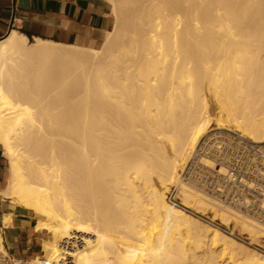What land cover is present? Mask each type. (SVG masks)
Segmentation results:
<instances>
[{
    "label": "bare ground",
    "instance_id": "6f19581e",
    "mask_svg": "<svg viewBox=\"0 0 264 264\" xmlns=\"http://www.w3.org/2000/svg\"><path fill=\"white\" fill-rule=\"evenodd\" d=\"M109 2L98 49L0 40V194L49 235L29 264H264L165 196L207 210L178 170L212 125L264 142V0Z\"/></svg>",
    "mask_w": 264,
    "mask_h": 264
},
{
    "label": "crops",
    "instance_id": "0c3cea01",
    "mask_svg": "<svg viewBox=\"0 0 264 264\" xmlns=\"http://www.w3.org/2000/svg\"><path fill=\"white\" fill-rule=\"evenodd\" d=\"M114 26L109 0H0V40L11 31L61 45L97 48ZM8 178V160L0 146V193ZM9 224H4V217ZM36 216L0 194V239L3 250L25 260L41 253L42 231Z\"/></svg>",
    "mask_w": 264,
    "mask_h": 264
},
{
    "label": "built area",
    "instance_id": "2783aa9c",
    "mask_svg": "<svg viewBox=\"0 0 264 264\" xmlns=\"http://www.w3.org/2000/svg\"><path fill=\"white\" fill-rule=\"evenodd\" d=\"M204 159H208L212 167L198 164ZM219 169L224 173L219 174ZM186 179L193 183L194 191L197 190L210 207L227 213L230 221L225 228L219 218H215L221 223L217 224L220 230L264 251V142L255 143L239 136L213 133L194 152ZM177 199L170 194L168 202L179 207ZM240 221L256 225L255 230L261 233L257 243L253 244L248 237L239 234L243 224ZM0 264L29 262L0 251Z\"/></svg>",
    "mask_w": 264,
    "mask_h": 264
},
{
    "label": "rangeland",
    "instance_id": "374dc122",
    "mask_svg": "<svg viewBox=\"0 0 264 264\" xmlns=\"http://www.w3.org/2000/svg\"><path fill=\"white\" fill-rule=\"evenodd\" d=\"M31 43H33L32 41L30 42V44ZM101 46V45H100ZM100 46H98L97 48H95V49H98ZM213 133H224V134H228V135H231V136H233V137H238V134L236 133V132H233V131H231V130H227V129H225V128H217L215 125H212V127L210 128V130H209V133L207 134V135H205L198 143H197V145L194 147V150L192 151V153L189 155V157L187 158V160H186V162L183 164V166L178 170L179 172H178V177H179V179H180V181H181V185H183V186H185L186 188H188V190L192 193L193 191H194V188L192 187V182H190V181H188L187 179H186V177H187V172L189 171V169H190V167H191V164H192V160H193V155H194V152L198 149V147L200 146V144L202 143V141H204L205 140V138H207L208 136H210V134H213ZM248 140V139H247ZM172 195L173 197H176V198H178L177 197V195H178V186L175 184V185H173V186H171L170 187V189H168L167 190V192L165 193V196H166V201L168 202V197H169V195ZM177 201L180 203V205H179V207H177V208H180V209H182V210H184V211H186L187 213H189V214H191L193 217H195L197 220H199V221H201L202 223H204V224H206V225H209V226H211V227H214V228H217V229H219L218 228V226H217V224L219 223V224H221L220 223V221H218V220H216L215 219V217H213L212 218V216H213V214H211L210 213V211L212 210H214V212H216V213H221V212H223V213H225V215L226 216H228L227 215V213L223 210V209H221V210H215L212 206L210 207L209 206V203H206V206H207V210H205V212H199V211H196V210H194V209H187L186 207H185V205L182 203V201L180 200V198L179 199H177ZM169 203V202H168ZM170 204V203H169ZM171 205V204H170ZM173 207H175V206H173ZM209 209V210H208ZM206 217H208V218H206ZM217 217V216H216ZM218 218V217H217ZM220 220V219H219ZM223 225H222V227L223 228H225V226L226 225H228L229 223H227V224H224V223H222ZM220 230V229H219ZM221 232H223L225 235H227V236H229V237H231V238H233L232 236H230L229 234H227L226 232H224V231H222V230H220ZM239 234L240 235H242V237H248L250 240H251V242L254 244V243H257L258 242V239L260 238V236H261V233H259V232H257L254 236H249L248 235V233H246V232H244V231H242V229H241V225H240V229H239ZM42 237H43V239L44 240H48V238H49V235L46 233V232H43L42 233ZM233 239H235V238H233ZM238 243H240L241 245H243V246H245V247H247L248 249H251L252 251H254V252H256V253H260V254H262V255H264V251L262 252V251H259L258 249H255L253 246H251V245H249V244H247L246 242H243V241H240V240H238V239H235ZM4 251V250H3ZM39 258L40 260H42V258H43V255H42V253H40V254H37V256H33L32 258H27V259H25V261H30V260H32V259H34V258ZM36 264V263H35Z\"/></svg>",
    "mask_w": 264,
    "mask_h": 264
}]
</instances>
